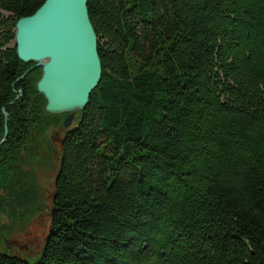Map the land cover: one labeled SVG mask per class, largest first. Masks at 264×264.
Masks as SVG:
<instances>
[{"label":"trees","instance_id":"obj_1","mask_svg":"<svg viewBox=\"0 0 264 264\" xmlns=\"http://www.w3.org/2000/svg\"><path fill=\"white\" fill-rule=\"evenodd\" d=\"M44 1L0 0V213L11 220L35 205L18 167L31 134L62 119L44 110L41 68L10 45ZM87 9L102 75L63 143L48 239L35 262L0 249V264H264V0Z\"/></svg>","mask_w":264,"mask_h":264},{"label":"water","instance_id":"obj_2","mask_svg":"<svg viewBox=\"0 0 264 264\" xmlns=\"http://www.w3.org/2000/svg\"><path fill=\"white\" fill-rule=\"evenodd\" d=\"M13 42L20 60L41 68L36 89L45 98L44 110L70 112L63 121L68 126L73 115L86 107L102 75L87 0H45L32 15L17 19ZM6 134L5 127L0 143ZM53 212L52 207L51 216Z\"/></svg>","mask_w":264,"mask_h":264},{"label":"rangeland","instance_id":"obj_3","mask_svg":"<svg viewBox=\"0 0 264 264\" xmlns=\"http://www.w3.org/2000/svg\"><path fill=\"white\" fill-rule=\"evenodd\" d=\"M13 43L12 40L10 45ZM28 71L29 69L26 70V73ZM18 96L19 94L16 98ZM75 116L76 113L73 115L71 124L74 122ZM62 134V127L57 125L49 126L40 132L34 131L25 151L21 154L18 167L25 173L35 189L34 207L25 208L27 212H31L30 217L26 220H11L6 214L8 211L0 213V249H4L11 255H19V258L29 262H35L36 258L40 256L43 240L48 239L46 232L49 230V226L51 228L53 184L60 155L57 140L61 138ZM21 240L26 244V247L18 249L13 242L21 244Z\"/></svg>","mask_w":264,"mask_h":264},{"label":"flooded vegetation","instance_id":"obj_4","mask_svg":"<svg viewBox=\"0 0 264 264\" xmlns=\"http://www.w3.org/2000/svg\"><path fill=\"white\" fill-rule=\"evenodd\" d=\"M82 111H83V109L80 112L76 113V116L74 118V122L71 124V122L73 120V117H72L71 122H70L71 126H70V124L68 126H64V124H63L64 119L66 118L67 115L70 114V112L61 113L62 114V119H61V122L57 125V126L62 127V129H63V134H62L61 138L57 140L58 141V143H57L58 151H59L60 155H61V152H62V149H63V143H64V141H65V139L67 137V134L70 133L79 124V121L81 119V112ZM60 155H59V158H58L57 171H58V166H59V161H60ZM57 173H56L54 184H53L54 185V188H53L54 192L52 194V204H53V199L55 197V183H56V180H57ZM48 232H49V230L46 232L47 236H48ZM22 242H23V240H21V244H18V243H15V242H13V243L16 244V247L18 249H22V248L26 247V244L22 243ZM44 242H45V240H43V243Z\"/></svg>","mask_w":264,"mask_h":264}]
</instances>
